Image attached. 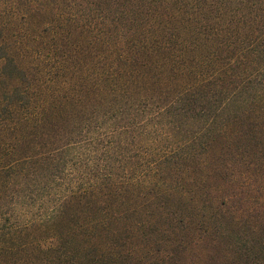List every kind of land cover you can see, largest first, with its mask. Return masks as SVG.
<instances>
[{
  "label": "trees",
  "instance_id": "trees-1",
  "mask_svg": "<svg viewBox=\"0 0 264 264\" xmlns=\"http://www.w3.org/2000/svg\"><path fill=\"white\" fill-rule=\"evenodd\" d=\"M23 3L24 19L57 15L42 32L69 23L54 73L79 81L33 110L29 73L47 65L27 69L0 45L3 74L26 77L9 101L27 106L25 129L66 133L40 164L69 162L77 187L19 230L1 226L0 264H264V0ZM85 39L91 63L74 57ZM73 123L84 136H67Z\"/></svg>",
  "mask_w": 264,
  "mask_h": 264
},
{
  "label": "rangeland",
  "instance_id": "rangeland-1",
  "mask_svg": "<svg viewBox=\"0 0 264 264\" xmlns=\"http://www.w3.org/2000/svg\"><path fill=\"white\" fill-rule=\"evenodd\" d=\"M26 8H28V5H25L23 0H0V45L5 46L7 52L13 54L17 61L27 64V69L30 68L29 66L40 68L47 65L45 70L48 73L45 72L39 75V78L35 79L29 73L28 105L33 110L42 112V110L51 108V105L45 104L41 109V106L37 107L38 102L41 99L43 101L44 97H50L51 94H54L60 88L72 86L75 81H79V73L73 75L72 78L54 73L60 72V69L54 66L53 60H60L57 54H60L61 40L65 36L66 29L69 28V23L66 24L67 21L62 18L60 19L63 24L62 27H53L49 32H42V24L46 20H51L53 22L51 25H54L57 15H53V11L37 9L31 12L33 13L31 17L24 19L21 14L25 12ZM50 8H52L51 5ZM65 9L68 10V6ZM73 27L71 31L74 32L75 29ZM86 41L87 39L84 40V43L77 45L76 49L81 50L83 56L80 55L82 57H79L76 55L74 56L75 59L87 58L88 61L89 58L91 59V54H89V49L91 48ZM71 47L73 48V46ZM64 52L67 53L69 51L64 50ZM47 53L50 54L49 57H47ZM41 57H44V60ZM70 60H73V55L68 59V61ZM61 62H56V64L62 68L65 64L64 61ZM4 66L5 61L0 58V228L6 224V226L13 225L15 230H19L25 224H30L34 220L41 218V215L44 217L45 213L50 212V209H53L60 202L63 195L72 188L77 187V183H75L76 172L74 173L69 162L61 170L57 167L49 166L48 160L45 164H40L42 152L47 157L52 158V151H54H51L52 145L56 144V146H59L65 143L67 141L64 138L66 133L62 134L63 137L61 139L58 134L48 137L46 135L43 136V133L41 134L43 129L38 123L33 127L29 125L30 128L25 129L23 121L18 120V117L25 111L27 106H24L23 102L12 103L9 101V94L12 88L17 85L26 91V77L9 78L3 74ZM86 67L81 65L80 69L86 71ZM47 68H50V70ZM68 68L72 69V65L68 66ZM65 69L67 70L66 67ZM23 101L25 102V99ZM69 127L67 136L79 134L84 136L83 126L73 123ZM81 128L83 131H81ZM83 143L85 144V141ZM25 154H29L30 158L23 160L24 164H22L21 156ZM19 158L20 160H18ZM34 184H45V187L33 189V194L36 197L34 200L36 205L33 206L34 201L27 194ZM68 217L65 216L62 223ZM131 218L133 217H127L125 220L122 218L121 220L125 222ZM11 222L14 224H11ZM3 240H5V237L0 236V252L6 247V243ZM210 244L212 243L205 244L207 247L205 249L206 253L218 255L219 252L216 253L217 249H213ZM20 253L17 252V255L26 256L24 250ZM9 258H7V261Z\"/></svg>",
  "mask_w": 264,
  "mask_h": 264
}]
</instances>
